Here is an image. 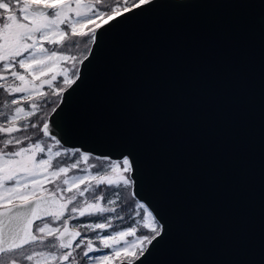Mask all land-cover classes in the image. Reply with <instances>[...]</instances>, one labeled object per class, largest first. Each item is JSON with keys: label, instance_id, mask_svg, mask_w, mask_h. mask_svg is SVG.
<instances>
[{"label": "water", "instance_id": "obj_1", "mask_svg": "<svg viewBox=\"0 0 264 264\" xmlns=\"http://www.w3.org/2000/svg\"><path fill=\"white\" fill-rule=\"evenodd\" d=\"M43 130L127 160L159 232L118 264H264V0H149L111 18ZM56 205L0 208V253L35 242Z\"/></svg>", "mask_w": 264, "mask_h": 264}, {"label": "rangeland", "instance_id": "obj_2", "mask_svg": "<svg viewBox=\"0 0 264 264\" xmlns=\"http://www.w3.org/2000/svg\"><path fill=\"white\" fill-rule=\"evenodd\" d=\"M99 1H0V207L38 194L57 199L53 218L35 229L41 242L0 264H116L130 261L159 231L132 196L126 160L64 148L43 130L58 104L42 98L44 88L67 87L77 73L105 15ZM35 2L54 8L39 13L31 8ZM65 220L81 232L72 250L55 239Z\"/></svg>", "mask_w": 264, "mask_h": 264}, {"label": "trees", "instance_id": "obj_3", "mask_svg": "<svg viewBox=\"0 0 264 264\" xmlns=\"http://www.w3.org/2000/svg\"><path fill=\"white\" fill-rule=\"evenodd\" d=\"M0 1H4V0H0ZM132 0H129V2L127 3V7L129 8V7H132L133 5H135L136 3H133V2H131ZM115 3H113L112 5H114ZM101 7H102V10L106 13V12H110L111 11V5H106L105 4V0L102 2V4H101ZM2 14V12L0 11V15ZM88 27H91V24L90 25H88ZM72 36H73V34H72ZM75 36H79V35H74V37ZM71 37V36H70ZM73 74H75L74 75V77L72 78V80L75 78V76H76V72L75 73H73ZM71 80V81H72ZM70 81V82H71ZM69 84V82L67 83V85ZM57 88V87H59V91H57L56 89H53V88ZM66 88V86L64 87V85L63 86H61L60 85V83H57V86H49V88H44V90H46V92H44V95L42 96V98H44V96L45 95H49L50 96V99H49V104L52 106L53 104L54 105H56L57 103H58V99H59V96H60V93H61V91L63 90V89H65ZM54 90H55V92H54ZM52 96H53V99H52ZM141 252V250L140 251H138L137 253H136V255L134 256V257H132L131 259H134L135 257H137L138 255H139V253Z\"/></svg>", "mask_w": 264, "mask_h": 264}]
</instances>
